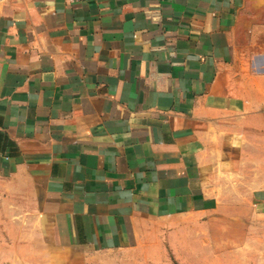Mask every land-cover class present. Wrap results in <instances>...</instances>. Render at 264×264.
<instances>
[{
    "label": "crops",
    "instance_id": "crops-1",
    "mask_svg": "<svg viewBox=\"0 0 264 264\" xmlns=\"http://www.w3.org/2000/svg\"><path fill=\"white\" fill-rule=\"evenodd\" d=\"M257 158L264 0H0V233L45 245L19 254L139 264L138 221L207 220Z\"/></svg>",
    "mask_w": 264,
    "mask_h": 264
},
{
    "label": "rangeland",
    "instance_id": "rangeland-1",
    "mask_svg": "<svg viewBox=\"0 0 264 264\" xmlns=\"http://www.w3.org/2000/svg\"><path fill=\"white\" fill-rule=\"evenodd\" d=\"M258 146L257 143V150ZM245 162L237 168L238 184H231L232 176L218 179L223 190L207 220L181 217L171 221H138L131 241L144 252L139 264H264V194L260 191L264 190V160H255L254 176L252 160ZM256 192L257 206L252 204ZM15 230L10 233L12 238L3 237L6 230L0 233V249L15 248L16 262H41L38 253H18L19 248L29 245L37 252L44 250L36 230L29 238ZM7 262V256L0 254V264Z\"/></svg>",
    "mask_w": 264,
    "mask_h": 264
}]
</instances>
